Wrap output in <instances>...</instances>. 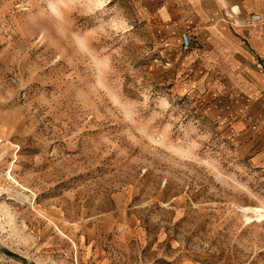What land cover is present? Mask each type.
Masks as SVG:
<instances>
[{
    "label": "rangeland",
    "instance_id": "374dc122",
    "mask_svg": "<svg viewBox=\"0 0 264 264\" xmlns=\"http://www.w3.org/2000/svg\"><path fill=\"white\" fill-rule=\"evenodd\" d=\"M144 1L0 0V264H264V168Z\"/></svg>",
    "mask_w": 264,
    "mask_h": 264
},
{
    "label": "crops",
    "instance_id": "0c3cea01",
    "mask_svg": "<svg viewBox=\"0 0 264 264\" xmlns=\"http://www.w3.org/2000/svg\"><path fill=\"white\" fill-rule=\"evenodd\" d=\"M139 8L174 83L197 93L236 150L264 168V0H145ZM253 13L262 21L250 23Z\"/></svg>",
    "mask_w": 264,
    "mask_h": 264
},
{
    "label": "built area",
    "instance_id": "2783aa9c",
    "mask_svg": "<svg viewBox=\"0 0 264 264\" xmlns=\"http://www.w3.org/2000/svg\"><path fill=\"white\" fill-rule=\"evenodd\" d=\"M261 16L259 14H251L249 16V22L250 23H254V22H261ZM262 24H263V34H262V37H263V40H264V21H262ZM181 41H182V44L185 48H188L189 47V37L186 33H182L181 34ZM4 143V139H3V136L2 134L0 133V146Z\"/></svg>",
    "mask_w": 264,
    "mask_h": 264
},
{
    "label": "bare ground",
    "instance_id": "6f19581e",
    "mask_svg": "<svg viewBox=\"0 0 264 264\" xmlns=\"http://www.w3.org/2000/svg\"><path fill=\"white\" fill-rule=\"evenodd\" d=\"M251 210H253L258 215V217L262 216V214H260V213L263 211V209L255 208V209H251ZM247 219H250V217H248Z\"/></svg>",
    "mask_w": 264,
    "mask_h": 264
}]
</instances>
